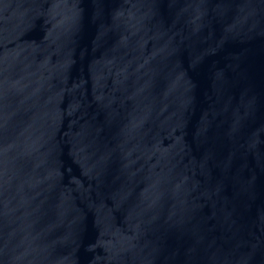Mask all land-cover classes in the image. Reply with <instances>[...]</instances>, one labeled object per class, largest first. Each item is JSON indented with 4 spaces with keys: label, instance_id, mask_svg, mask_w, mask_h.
<instances>
[{
    "label": "water",
    "instance_id": "water-1",
    "mask_svg": "<svg viewBox=\"0 0 264 264\" xmlns=\"http://www.w3.org/2000/svg\"><path fill=\"white\" fill-rule=\"evenodd\" d=\"M0 264H264V0H0Z\"/></svg>",
    "mask_w": 264,
    "mask_h": 264
}]
</instances>
